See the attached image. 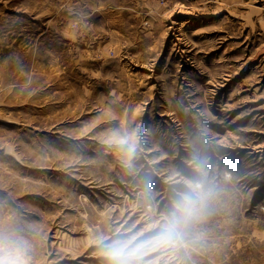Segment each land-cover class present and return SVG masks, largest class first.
Listing matches in <instances>:
<instances>
[{
	"label": "rangeland",
	"instance_id": "374dc122",
	"mask_svg": "<svg viewBox=\"0 0 264 264\" xmlns=\"http://www.w3.org/2000/svg\"><path fill=\"white\" fill-rule=\"evenodd\" d=\"M186 181L136 264H264V0H0V262L108 264Z\"/></svg>",
	"mask_w": 264,
	"mask_h": 264
},
{
	"label": "clouds",
	"instance_id": "9594fccd",
	"mask_svg": "<svg viewBox=\"0 0 264 264\" xmlns=\"http://www.w3.org/2000/svg\"><path fill=\"white\" fill-rule=\"evenodd\" d=\"M185 183L186 191L178 192L167 211L160 213L158 218L149 224L148 231L152 234L146 239H139L143 232H138L126 238L117 236L103 244V254L108 257V264H136V257L144 249L171 246L181 240L187 223L200 210L204 199L210 195L203 182ZM105 239L102 237L101 242ZM12 259L14 264H26L22 254L19 257L14 255ZM0 264H10V261L6 259Z\"/></svg>",
	"mask_w": 264,
	"mask_h": 264
},
{
	"label": "bare ground",
	"instance_id": "6f19581e",
	"mask_svg": "<svg viewBox=\"0 0 264 264\" xmlns=\"http://www.w3.org/2000/svg\"><path fill=\"white\" fill-rule=\"evenodd\" d=\"M135 206V205H134ZM133 208V207H132Z\"/></svg>",
	"mask_w": 264,
	"mask_h": 264
}]
</instances>
